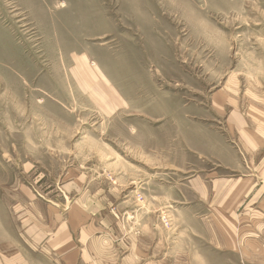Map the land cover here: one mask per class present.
I'll return each mask as SVG.
<instances>
[{
	"label": "rangeland",
	"instance_id": "1",
	"mask_svg": "<svg viewBox=\"0 0 264 264\" xmlns=\"http://www.w3.org/2000/svg\"><path fill=\"white\" fill-rule=\"evenodd\" d=\"M244 105L264 108V0H0V264H45L29 233L84 192L159 215L164 264H264L204 196Z\"/></svg>",
	"mask_w": 264,
	"mask_h": 264
},
{
	"label": "crops",
	"instance_id": "2",
	"mask_svg": "<svg viewBox=\"0 0 264 264\" xmlns=\"http://www.w3.org/2000/svg\"><path fill=\"white\" fill-rule=\"evenodd\" d=\"M215 107L224 109L223 104ZM230 110L225 129L234 141L220 140L211 148L224 174L212 184L206 182L204 196L221 218V243L226 246L229 238H251L242 243V253L264 255V108L244 105L243 112ZM101 211L100 201L84 192L70 212L56 217L55 226L41 230L37 225L36 232L29 233V252L40 251L45 264H164L155 248L159 243L163 246V241L148 231L149 224L161 222L159 215H102ZM228 226L237 237L224 234ZM24 264L35 263L24 259Z\"/></svg>",
	"mask_w": 264,
	"mask_h": 264
},
{
	"label": "bare ground",
	"instance_id": "3",
	"mask_svg": "<svg viewBox=\"0 0 264 264\" xmlns=\"http://www.w3.org/2000/svg\"><path fill=\"white\" fill-rule=\"evenodd\" d=\"M82 55V54H81ZM75 62H76V69L79 72H83V74H85L86 76L89 74V72L91 73L94 72L93 69H90L87 65V61L84 57H76L75 58ZM94 63V62H93Z\"/></svg>",
	"mask_w": 264,
	"mask_h": 264
}]
</instances>
